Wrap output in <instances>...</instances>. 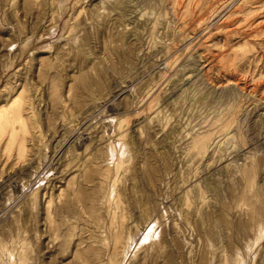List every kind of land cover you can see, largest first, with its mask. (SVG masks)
I'll return each mask as SVG.
<instances>
[{
  "label": "rangeland",
  "instance_id": "1",
  "mask_svg": "<svg viewBox=\"0 0 264 264\" xmlns=\"http://www.w3.org/2000/svg\"><path fill=\"white\" fill-rule=\"evenodd\" d=\"M263 31L264 0H0V264H264Z\"/></svg>",
  "mask_w": 264,
  "mask_h": 264
},
{
  "label": "bare ground",
  "instance_id": "2",
  "mask_svg": "<svg viewBox=\"0 0 264 264\" xmlns=\"http://www.w3.org/2000/svg\"><path fill=\"white\" fill-rule=\"evenodd\" d=\"M264 35V31L262 32ZM22 102L19 99H14L8 101L7 104L0 108V138L5 137V144L1 147L4 152L11 154L15 149L22 157L25 153V139L22 137L21 132L25 133L23 128L21 132L18 131L17 126L25 127V123L22 118ZM234 124V119L230 117L227 121L221 123L222 131L227 133L230 131L232 125ZM211 135L204 134L202 136L196 137L192 140V147L195 151V156L203 157L210 148ZM123 155V152L120 155ZM264 168V161L260 162L259 171ZM254 171V170H253ZM251 171L249 176L254 174ZM217 190V189H216Z\"/></svg>",
  "mask_w": 264,
  "mask_h": 264
}]
</instances>
